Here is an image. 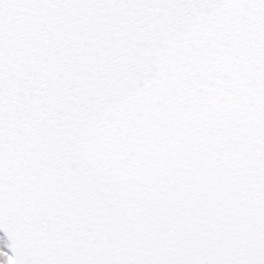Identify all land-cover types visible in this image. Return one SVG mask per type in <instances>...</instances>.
<instances>
[{
    "label": "water",
    "instance_id": "1",
    "mask_svg": "<svg viewBox=\"0 0 264 264\" xmlns=\"http://www.w3.org/2000/svg\"><path fill=\"white\" fill-rule=\"evenodd\" d=\"M9 264H264V0H0Z\"/></svg>",
    "mask_w": 264,
    "mask_h": 264
},
{
    "label": "rangeland",
    "instance_id": "2",
    "mask_svg": "<svg viewBox=\"0 0 264 264\" xmlns=\"http://www.w3.org/2000/svg\"><path fill=\"white\" fill-rule=\"evenodd\" d=\"M9 261L7 245L4 244L2 239L0 238V264H7Z\"/></svg>",
    "mask_w": 264,
    "mask_h": 264
}]
</instances>
